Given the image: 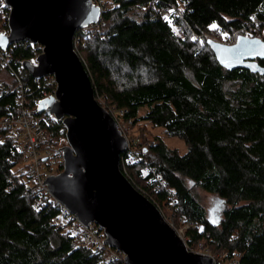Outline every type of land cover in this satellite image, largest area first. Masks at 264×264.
Segmentation results:
<instances>
[{
	"label": "trees",
	"instance_id": "trees-1",
	"mask_svg": "<svg viewBox=\"0 0 264 264\" xmlns=\"http://www.w3.org/2000/svg\"><path fill=\"white\" fill-rule=\"evenodd\" d=\"M105 1L111 4H101L99 21L74 33L79 31L76 52L97 101L123 120L160 126L187 147L179 153L161 139L148 149L129 147L120 154L121 171L160 211L169 207L190 224L186 246L201 243L209 254L224 252L227 264H264V76L224 68L205 37L214 23L224 31L256 28L264 40V0ZM163 8H181V14L165 15ZM10 47L27 106L41 95L43 78L20 64L42 46L24 39ZM14 82L11 70L1 68L0 118L18 113ZM42 125L49 140L39 143L41 151L65 140L60 120ZM24 157L9 126H0V264H125L78 245L76 234L55 221L61 215L56 202L35 207L31 183L17 173L26 166ZM186 179L223 202L221 218L207 215Z\"/></svg>",
	"mask_w": 264,
	"mask_h": 264
},
{
	"label": "water",
	"instance_id": "water-1",
	"mask_svg": "<svg viewBox=\"0 0 264 264\" xmlns=\"http://www.w3.org/2000/svg\"><path fill=\"white\" fill-rule=\"evenodd\" d=\"M9 7L7 33L0 47L28 39L42 46L33 60L22 61L33 77L52 74L53 97L39 101L64 125L62 170L44 179L50 195L78 221L95 222L104 242L124 253L126 264H214L211 256L191 251L160 210L127 179L120 154L128 141L116 119L96 99L89 75L73 46L77 29L95 24L101 8L93 0H3ZM207 44L226 69L245 68L264 76V40L238 35L227 44Z\"/></svg>",
	"mask_w": 264,
	"mask_h": 264
},
{
	"label": "built area",
	"instance_id": "built-area-1",
	"mask_svg": "<svg viewBox=\"0 0 264 264\" xmlns=\"http://www.w3.org/2000/svg\"><path fill=\"white\" fill-rule=\"evenodd\" d=\"M98 0H93L95 4H97ZM101 8V6H100ZM102 10V8H101ZM173 10H171L172 12ZM170 10L166 8V11H162V14L169 15ZM9 15V7L4 3L3 0H0V33H7V28L5 27L6 18ZM92 25V24H90ZM88 26L80 28L79 31L81 33H86ZM79 31L73 36V46L76 50L77 45L79 43ZM17 60L13 59L12 50L10 45L7 48L0 47V69L8 68L11 70L14 78L15 85L13 90L16 92V96L19 101V109L16 115H5L0 118V126H9V135L14 142V147L17 152L23 151L25 154L24 162L26 166H22L17 173H22L26 176L31 183L32 188L34 189L37 197L34 203L35 207H40L45 200H51L56 202L61 208V214H65L69 217L70 220H73L78 228V235L76 237L78 245H89L95 250H100L105 253V256L108 259L112 260H122L124 261V253L117 248H114L104 242V232L103 229L97 225L95 222H90L89 227L82 225L75 214L67 211L64 206L59 203L56 199H54L47 190L46 185L44 184V179L47 175L51 174V172L44 174L42 168L47 164H55L54 159H52V149H47L45 151H41L38 148L40 142L45 141L46 132L44 131L42 121L49 120L54 118L53 115H47L45 111L37 112V106L41 99L46 97H53L56 90V80L52 74L44 75L43 77V89L41 91L40 96H36L32 98V101L29 105H24L22 102L25 101V88L24 84L19 76L18 68H15ZM21 65V64H20ZM112 112V110H111ZM55 119V118H54ZM118 126V125H117ZM119 128V126H118ZM120 131H122L120 129ZM129 144L126 150H128ZM60 151V149H59ZM43 153V154H41ZM63 166L62 154L59 155V165L58 170ZM50 169V168H49ZM58 220V218L56 219ZM169 223V222H168ZM190 224L185 225L187 228ZM178 235L183 239V231L178 228H174ZM179 231V232H178ZM199 247L201 244L196 247V249L191 246L187 248L194 252H201L203 254H208V251H200ZM225 255V253H224ZM214 264H223L218 257H213ZM125 263V262H124ZM126 264V263H125Z\"/></svg>",
	"mask_w": 264,
	"mask_h": 264
},
{
	"label": "rangeland",
	"instance_id": "rangeland-1",
	"mask_svg": "<svg viewBox=\"0 0 264 264\" xmlns=\"http://www.w3.org/2000/svg\"><path fill=\"white\" fill-rule=\"evenodd\" d=\"M107 4L108 6L111 4L109 1H105V0H98L97 1V5L101 6L103 4ZM102 4V5H101ZM162 11H166V8L161 9ZM181 8H173V13L180 15ZM172 24L174 22V20H171ZM214 25L213 27H209V33L205 34V37L207 38H211L217 41H221L223 43H233L236 39V37L238 35H245L248 37H260L259 32L257 31L256 28H254L252 31L249 30H229V31H224L221 30L220 28L216 27V25L213 23L210 26ZM91 26L93 25H88V29L91 28ZM173 28L174 31L178 34L180 33L181 28H179L176 24H173ZM262 29V28H261ZM194 36L191 35V39ZM78 46V45H77ZM14 77V76H13ZM15 85V82L14 84ZM99 102V101H98ZM103 107L104 104H106V102L101 99L99 102ZM112 110L111 115L116 118L117 120V125L119 126V129H121L122 134L126 137L129 147L134 148L136 151L138 148L143 147L148 149L150 144H153L157 141V139H161L164 144L166 145V147L168 148H175L179 153H184L187 150V147L185 145V143L183 142L182 139L176 137V136H170L167 135L166 132L164 131V129H162L160 126H153L151 125L149 122L147 121H139L137 123H133L131 120H123L121 118V116L119 115L120 112H117L116 110H114V108H109ZM143 108L140 109V113L143 112ZM59 121V120H58ZM44 140H49L48 135L46 134V137ZM59 145H55V147L52 150V159H54V163L55 164H45L44 167L42 168V171L44 174L51 172V174H56L58 172H60L62 170L59 169L58 170V165H59V155L62 154L61 150L57 153H55V149H60L62 146L66 145L67 142L64 139H60L59 140ZM43 154V153H41ZM19 165V164H18ZM17 165V167H18ZM21 165V164H20ZM50 168V169H49ZM186 184L187 186H189L192 191L195 193V195L197 196L198 200L200 201V203L203 205V207L206 210L207 215L211 214L212 216L216 217V219L221 218L222 215V209L224 207L223 202L217 198L216 195L205 192L203 190H201L200 188L194 186L193 182L189 179H186ZM163 218L169 222V224L176 229H180L181 232L183 231V238H184V234H185V225L186 223L182 222L181 220L178 219V217H176L173 213H172V209L169 207H165L162 208V210L160 211ZM56 222L60 223V222H64V226H66L67 230H70L71 234H76V237L78 235V228L77 226H75V222L73 220H70L68 216L64 214H61L60 217H58V220H55ZM60 221V222H59ZM69 221V222H68ZM65 222L67 224H65ZM179 232V231H178ZM201 243H198L197 245H192L195 249L196 247H198ZM200 251H205L207 249H204V247H199ZM198 252V251H197ZM201 253V252H198ZM213 256H217L218 259L221 261L224 257V252L221 253H211ZM211 254H207L209 256H211L213 258V256ZM223 264H227L228 262L226 261H221Z\"/></svg>",
	"mask_w": 264,
	"mask_h": 264
},
{
	"label": "snow or ice",
	"instance_id": "snow-or-ice-1",
	"mask_svg": "<svg viewBox=\"0 0 264 264\" xmlns=\"http://www.w3.org/2000/svg\"><path fill=\"white\" fill-rule=\"evenodd\" d=\"M214 25H212V26H210V27H213ZM193 39H195V38H193Z\"/></svg>",
	"mask_w": 264,
	"mask_h": 264
}]
</instances>
